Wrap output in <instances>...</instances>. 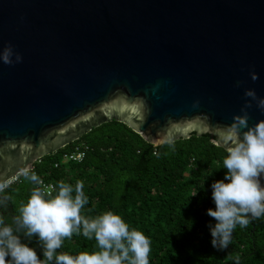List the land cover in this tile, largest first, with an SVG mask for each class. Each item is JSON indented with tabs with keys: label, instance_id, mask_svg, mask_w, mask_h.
Here are the masks:
<instances>
[{
	"label": "water",
	"instance_id": "1",
	"mask_svg": "<svg viewBox=\"0 0 264 264\" xmlns=\"http://www.w3.org/2000/svg\"><path fill=\"white\" fill-rule=\"evenodd\" d=\"M8 44L22 61L0 60V182L109 120L153 145L212 142L246 89L264 97V0H0Z\"/></svg>",
	"mask_w": 264,
	"mask_h": 264
},
{
	"label": "trees",
	"instance_id": "2",
	"mask_svg": "<svg viewBox=\"0 0 264 264\" xmlns=\"http://www.w3.org/2000/svg\"><path fill=\"white\" fill-rule=\"evenodd\" d=\"M76 147L84 152L83 159L63 160L64 153ZM224 155L208 134L193 133L175 140L174 147L153 145L126 124L109 120L43 156L33 170L52 182L54 191L59 181L75 185L83 180L89 204L82 215L94 218L113 211L130 227L142 230L152 242L150 264H232L229 254L240 255L242 264H264V221L237 229L233 245L225 251L211 244L208 223L213 218L207 209L215 205L210 185L224 177ZM9 185L11 214L34 185L23 174ZM95 245V240L74 235L58 251L76 254L94 250Z\"/></svg>",
	"mask_w": 264,
	"mask_h": 264
},
{
	"label": "clouds",
	"instance_id": "3",
	"mask_svg": "<svg viewBox=\"0 0 264 264\" xmlns=\"http://www.w3.org/2000/svg\"><path fill=\"white\" fill-rule=\"evenodd\" d=\"M0 60L14 64L22 61V56L8 44L0 52ZM251 78L257 80L258 73L253 72ZM245 96L251 100L243 114L223 126L212 141L223 149L220 168L226 169L224 177L210 185L215 207L207 209L214 221L208 223L211 244L218 251L233 245L237 229L246 230L254 222L264 221V120L250 125L247 112L252 101L264 111V97L251 88ZM164 142L174 147V135ZM22 174L34 187L14 213L8 212L12 198L6 190L10 185L0 182V264H150L152 242L142 230L130 227L113 211L94 218L82 215L89 204L83 180L75 185L59 181L50 192L34 170L25 169ZM74 235L95 240L94 250L59 252ZM228 259L242 264L240 255L229 254Z\"/></svg>",
	"mask_w": 264,
	"mask_h": 264
},
{
	"label": "built area",
	"instance_id": "4",
	"mask_svg": "<svg viewBox=\"0 0 264 264\" xmlns=\"http://www.w3.org/2000/svg\"><path fill=\"white\" fill-rule=\"evenodd\" d=\"M83 157H84V152L80 148L76 147L74 151L69 152V153H64L63 160H73V161L79 162L83 159ZM22 173H20V174H22ZM20 174L14 176L10 180H8L7 183L9 184V183L17 180ZM44 182H45V185H46L48 191L53 192L54 188H55L54 184L52 182H48L45 180H44Z\"/></svg>",
	"mask_w": 264,
	"mask_h": 264
}]
</instances>
